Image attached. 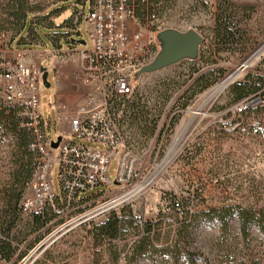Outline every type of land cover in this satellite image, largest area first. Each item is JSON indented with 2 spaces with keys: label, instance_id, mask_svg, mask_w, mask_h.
<instances>
[{
  "label": "rangeland",
  "instance_id": "rangeland-1",
  "mask_svg": "<svg viewBox=\"0 0 264 264\" xmlns=\"http://www.w3.org/2000/svg\"><path fill=\"white\" fill-rule=\"evenodd\" d=\"M21 1L25 12L29 13V21L35 26L28 22L23 35L26 36L25 39L22 44L15 43L14 49L52 52L57 47L64 50L92 48L89 26L86 23L79 36L74 34L68 37L70 27L76 29L79 26L74 24V19L76 8L83 7L81 0ZM161 1L159 32L166 29L187 32L194 28L208 37L207 42L204 41L202 45L205 46L211 44L212 37L216 36L215 31L220 26L221 29H226L225 33L235 34L236 40L225 45H215L214 48L221 52L204 62L199 59L184 60L161 71L142 75L133 85L141 98H128L127 105L117 111L114 119L135 154L141 158L144 176L155 172L156 165L168 153L175 136L184 134L185 130L183 132L181 125L183 119L187 118L186 110L196 104L192 108L195 110L202 107L206 114L200 123L195 121L187 135L185 134V144L181 150L176 151L170 166L163 171L157 170L145 196L127 209L136 222L125 225L124 235L115 244L121 258L117 261L108 246L97 249L92 235L93 228L87 225L58 236L54 231L62 221L71 216L52 215L48 224L39 228L34 226L30 214L17 212V215L12 216L5 213L9 201L7 191L16 184L14 172L18 171L21 164L26 166L25 170L34 171L29 182L23 185L24 178L21 177L15 186L19 192L23 191V198L32 196V183L41 158L38 155L31 157L24 154L18 137L0 134V240H8L5 232H8L7 222L11 220L15 223L11 238L15 240L14 246L19 248L18 254L28 252L19 263L15 262L16 258L9 262L0 256V264H128L124 255L142 237L143 224L159 215L164 194L185 196L198 193V213L231 207L264 210V120L260 121L258 118L261 110L259 114L247 115L244 124L237 131L227 132L222 126L230 119L224 111L233 102L234 96L229 91L232 84L225 87L219 95L211 96L213 88L231 77L236 72V67L246 61L250 64V69L240 72L233 80H243L247 74L255 78L257 75L264 76V24H261L259 17H254L257 14L254 7L240 6L235 0H222L225 3L222 5L229 8V11L219 8V0H213L210 8H203L197 0H177L172 1V4ZM16 3L18 0H0V34H7L5 41L0 38L1 48H5L11 41L14 32L12 23L17 27L14 20H7V14ZM90 8L89 0L85 7L87 14ZM132 25L135 26L130 28L133 32L138 25ZM31 28L36 33L33 30L28 32ZM158 31L153 33L155 38L157 36L154 41L156 56L161 51ZM71 39L83 40L86 45L68 43ZM43 66L48 69L47 83L50 87H41V115L45 123L50 125L48 137L56 142L60 137H69V134L59 132L56 126V73L48 61ZM201 76H207L209 80L215 78L216 84L202 92L200 88L203 86H196ZM233 80L228 82L232 83ZM187 91L192 92L191 100L183 95ZM182 97L190 100L189 103L182 100ZM254 128H261L259 135H254ZM72 141L78 142L75 138ZM84 145L103 149L102 145L96 143L85 142ZM118 168L119 160L116 157L109 169L113 183L117 179ZM59 170L60 165L55 163L51 178L54 191L62 196ZM118 191L119 187L115 185L99 186L83 193L79 199L98 194L112 195ZM12 206L15 207V201ZM82 209L77 206L74 213H79ZM124 216L127 218V215ZM167 218L166 223L161 225V241L155 239V243L163 244L167 239L172 241L176 237L178 217L169 214ZM235 228L223 234L218 224H202L193 235L194 245L204 251L214 263L264 264V235L256 233L245 239ZM169 230L173 231L165 233ZM41 237L44 239L32 250L27 249ZM132 264L152 263L139 260Z\"/></svg>",
  "mask_w": 264,
  "mask_h": 264
},
{
  "label": "built area",
  "instance_id": "built-area-1",
  "mask_svg": "<svg viewBox=\"0 0 264 264\" xmlns=\"http://www.w3.org/2000/svg\"><path fill=\"white\" fill-rule=\"evenodd\" d=\"M197 2L203 8H210L213 0ZM139 9L144 13L141 21L138 20ZM157 21L158 5L153 0H93L88 14L85 7L76 9L74 24L79 25L76 29L81 30L84 22L91 25L89 36L93 46L78 52L79 71L74 77L85 85L100 83L102 98H86L69 118L57 116V122H70V136L78 140L73 142L70 138H64L57 148L53 146L57 141H51L48 137L47 125L41 115L42 61L32 50L0 47V130L15 128L17 134H28L31 139L30 151L41 158L32 183L33 195L23 200L22 212L71 216L54 231L58 236L66 235L80 226L93 228L103 225L114 213L120 214L122 209L132 207L142 199L155 179L156 171L170 166L176 151L185 144V134L195 121L200 123L206 115L202 107L192 108L196 104L188 108L185 114L187 118L180 124L183 132L185 130L184 134L175 136L168 153L156 165L155 172L144 176L141 158L127 145L114 119L111 105L117 97L132 96L137 74L155 60L157 49L154 41L157 36L155 38L153 33L158 31ZM135 23L138 26L132 32L130 28ZM0 38L5 41L7 34H1ZM250 67L247 61L236 67L231 77L213 88L211 96L219 95L225 87L237 81L233 79L240 72ZM229 80H233L232 83ZM262 105L264 88L229 106L224 113L230 119L222 129L237 131L244 124L245 113ZM62 108L59 107V110ZM260 131L261 128L252 130L254 135H259ZM85 142L102 145L103 149L91 148L84 145ZM116 157L119 168L113 183L109 169ZM55 163L60 165L62 196L56 194L52 185L51 174ZM110 185L118 186L119 191L112 195L98 194L79 199L83 193L96 187ZM165 197L166 194L161 202L162 208L169 211L171 202ZM176 197L175 207L178 212H183V200L190 196ZM77 206L83 209L74 213Z\"/></svg>",
  "mask_w": 264,
  "mask_h": 264
},
{
  "label": "trees",
  "instance_id": "trees-1",
  "mask_svg": "<svg viewBox=\"0 0 264 264\" xmlns=\"http://www.w3.org/2000/svg\"><path fill=\"white\" fill-rule=\"evenodd\" d=\"M88 1L89 0H81L83 7H86ZM90 1L92 7L93 0ZM153 1L156 2V4L158 5V21L156 24V29H159L160 10L162 6V1L161 0H153ZM165 1L170 2L172 4V1L175 2L177 0H165ZM227 10L229 11V9L227 8L224 11ZM7 15H8L7 18H9L7 20L10 19L14 20V22L17 24V27L16 26L14 27L12 23L13 26L12 30H14V32L10 43L7 45L9 47H13L15 43L20 44L23 41V39H25L26 36L23 37V35L25 33L24 30L28 22H30L31 26H35V25H33L31 21H29V13L25 12V8L21 0H18V3L13 5V7L11 8L10 12ZM143 19H144V13L141 12V9H139L138 20L141 21ZM31 30H33V28L29 29L28 32H30ZM224 31L227 32L226 29L224 28L221 29V27L218 26L215 31L216 36L212 37L211 44L202 46L199 56L195 60L199 59L204 62L210 58L212 59L213 57L216 56V54H219L221 52L220 49L214 48L215 45L217 44L225 45L231 43L233 39L236 40L235 34L228 32L230 34L228 35V33H225ZM80 33L81 30L79 29L75 30L74 28L70 27V32L68 37H71L74 34L80 35ZM36 37L38 38L37 34ZM207 39L208 37H205L204 41L207 42ZM68 43H71V40H69ZM206 77L207 76H201V78L198 79L196 82L197 87L203 86L200 88L201 91L202 90L204 91L205 89L212 87L213 84H216L215 78L209 80ZM256 77L257 78H255V76H252L251 74H247L246 76H244L243 80H238L230 86L229 91L231 92L232 96H234L231 105L246 99L247 97L251 96L252 94H255L256 92L264 88V76L257 75ZM190 93L192 92L187 91L183 95L184 97L189 98L191 100L193 98V95H190ZM128 98H141V96H139V94H137L136 92V87H134V93L132 94L131 97H117L115 99V101L111 105V111L114 115V118L117 111L121 110L125 105H127ZM186 98L182 97V100H186ZM190 100L188 101L186 100V102L189 103ZM260 110L261 112L264 110V105L247 111L244 115V121L247 115L258 113ZM261 112L260 114L258 113L259 114L258 118L260 121H263L264 113L262 112L261 114ZM14 129L10 128V130L7 129L0 130V134L3 136L11 135L18 137L22 144L21 147L23 149L24 154H27L31 157L32 155H37L36 153L31 152L29 149V144L31 141L30 136L26 133L17 134ZM124 138L126 140L127 145L134 151V149L130 146L125 136ZM25 167H26L25 165L21 164L18 171L14 172V180L16 184L20 182V179L22 177L24 178L23 185H25L34 176V171L32 172L25 170ZM16 184L11 186V189L7 191L9 196V201L6 206L7 211L5 212L7 213V215L12 214V216H15L17 215V212H22L21 205L25 198H23V191L19 192V190L15 188ZM189 196L190 198L188 197L183 200L184 211L178 212V210L175 207V204L177 203L176 195L166 194L165 198H168L169 201L171 202L170 205L171 210L164 211L162 208L157 218L151 221H147L143 224L142 237L139 240H137L129 249V251L124 255L125 261H127L128 264H132L139 260H148L152 264H156L157 262H159V264H218L217 262L214 263L213 261H211L209 256L204 251H202L200 248L194 245L193 235L196 232L197 228L202 224L204 225L218 224L223 234H227L237 225L235 230L240 236H242L245 239L249 238L250 236H254V234L256 233H260L264 235V210L254 211L250 209H244L241 207H231L224 209H212L208 212L198 213L197 210L198 193L192 195L189 194ZM14 201H15V207L12 206V203ZM129 208L131 207H126L122 209L121 210L122 215L114 213L107 223L93 227L92 235H93L95 247L97 249H101L105 246H108L117 261L121 258V254L118 252V249L115 244L124 235L125 225L126 224L131 225L132 223L136 222L135 218H133V215L131 214V211L127 210ZM167 213L174 214L176 217H178L176 219V223L179 225V228H176V237L172 241H169L167 239L163 244H159L157 242L155 243V239L161 241L160 237L163 233V231L161 230L162 229L161 225L166 223V221L168 220L167 216L169 214ZM52 215L53 214L50 213L33 214L32 217H33L34 226L39 228L45 227L49 222V217ZM124 215H127V218ZM7 224L9 225L8 228L9 230L8 232L7 231L5 232L6 233L5 236L7 237L8 240H0V256L2 257V259H5L6 261L9 262H11L12 260H14V258H16L15 262L19 263L27 256L28 252H23L21 255L18 254L19 248L14 246L15 240L11 238L12 230L15 226V223L11 222L10 220L9 223L7 222ZM172 231L173 230H169L165 233H170ZM47 234H49V232ZM43 239L44 238L42 237L37 239L34 243L28 246L27 249L32 250Z\"/></svg>",
  "mask_w": 264,
  "mask_h": 264
},
{
  "label": "crops",
  "instance_id": "crops-1",
  "mask_svg": "<svg viewBox=\"0 0 264 264\" xmlns=\"http://www.w3.org/2000/svg\"><path fill=\"white\" fill-rule=\"evenodd\" d=\"M235 2L240 6L254 7L257 10V14H254V17H259L261 24H264V0H235ZM222 4L225 5L224 1L219 0V8H227ZM86 24L89 26V30H91V25L88 23ZM131 28H135V26L132 25ZM199 32L205 40L206 35L202 31ZM81 49L70 48L68 50H64L62 47H57L52 52L34 51L38 58L42 61V64L48 61L52 64V68L56 73V93L54 97L55 106L58 109L57 116H61L62 118L66 116L68 118L71 117L74 110L82 104L86 98H102V85L100 83L85 85L83 82L74 77V74L79 71L78 52ZM59 107H63L62 110H59ZM57 116L56 126L59 132L69 134V137L67 138L73 139L70 136V122L65 120L57 122ZM46 125L47 130L50 129V125ZM64 138L62 137V139Z\"/></svg>",
  "mask_w": 264,
  "mask_h": 264
},
{
  "label": "water",
  "instance_id": "water-1",
  "mask_svg": "<svg viewBox=\"0 0 264 264\" xmlns=\"http://www.w3.org/2000/svg\"><path fill=\"white\" fill-rule=\"evenodd\" d=\"M158 40L161 42V51L151 64L145 66L137 74V79L144 74L161 71L184 60L197 59L204 43V37L194 28L187 32L176 29H166L159 33ZM71 43L86 45L85 41L77 39H71ZM42 71V83L49 88L50 84L47 83L49 72L45 67L42 68ZM61 140L62 137L58 138L57 142L53 144L54 148L58 147Z\"/></svg>",
  "mask_w": 264,
  "mask_h": 264
},
{
  "label": "bare ground",
  "instance_id": "bare-ground-1",
  "mask_svg": "<svg viewBox=\"0 0 264 264\" xmlns=\"http://www.w3.org/2000/svg\"><path fill=\"white\" fill-rule=\"evenodd\" d=\"M204 44V43H203Z\"/></svg>",
  "mask_w": 264,
  "mask_h": 264
}]
</instances>
